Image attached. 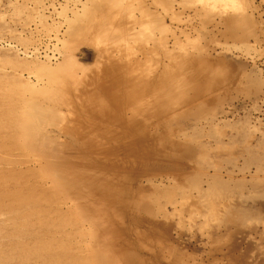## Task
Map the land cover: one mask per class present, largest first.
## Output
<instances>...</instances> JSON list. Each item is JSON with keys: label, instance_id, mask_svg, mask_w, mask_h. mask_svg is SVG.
<instances>
[{"label": "rangeland", "instance_id": "obj_1", "mask_svg": "<svg viewBox=\"0 0 264 264\" xmlns=\"http://www.w3.org/2000/svg\"><path fill=\"white\" fill-rule=\"evenodd\" d=\"M0 264H264V0H0Z\"/></svg>", "mask_w": 264, "mask_h": 264}]
</instances>
